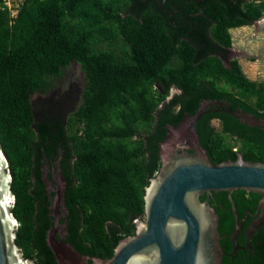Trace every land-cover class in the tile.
Wrapping results in <instances>:
<instances>
[{
	"label": "trees",
	"instance_id": "1",
	"mask_svg": "<svg viewBox=\"0 0 264 264\" xmlns=\"http://www.w3.org/2000/svg\"><path fill=\"white\" fill-rule=\"evenodd\" d=\"M162 1L21 0L12 15L0 0V142L15 195V242L35 264H57L46 241L49 149L61 155L75 249L109 258L144 216V188L160 167L158 147L170 125L204 100L229 101L264 118V81L249 80L236 58L224 64L230 28L261 19L264 0ZM73 61L84 73L76 105L66 107L60 94L36 102L32 96L53 90ZM207 125L212 160L228 151L264 162L260 136L232 135L219 117ZM231 195L239 220L260 197L241 189ZM209 203L219 217L223 264H264V223L251 249L231 253L227 192H213ZM250 215L239 244L248 240L242 230Z\"/></svg>",
	"mask_w": 264,
	"mask_h": 264
},
{
	"label": "water",
	"instance_id": "2",
	"mask_svg": "<svg viewBox=\"0 0 264 264\" xmlns=\"http://www.w3.org/2000/svg\"><path fill=\"white\" fill-rule=\"evenodd\" d=\"M212 117L223 119L232 135L256 134L264 140V118L229 101L204 100L193 113L170 125L158 147L160 167L144 188V218L135 221L133 234L119 239L109 258L75 249L68 234L61 155L58 149H49L43 178L50 214L46 241L57 264H223L219 217L209 203L218 191H226L231 203L234 247L241 223L231 193L241 189L260 194L258 217L247 230L251 239L256 223L264 217V162L252 154L235 156L228 151L212 160L207 150L211 132L207 120ZM11 179L9 159L0 142V264H35L15 242L18 221L13 214Z\"/></svg>",
	"mask_w": 264,
	"mask_h": 264
},
{
	"label": "rangeland",
	"instance_id": "3",
	"mask_svg": "<svg viewBox=\"0 0 264 264\" xmlns=\"http://www.w3.org/2000/svg\"><path fill=\"white\" fill-rule=\"evenodd\" d=\"M21 0H5L11 8L12 15L16 14V8ZM245 30L238 31L231 29V47L226 49L228 59H224L227 66L230 58H236L242 72L249 80L264 81V15L257 23L247 25ZM84 81V73L79 64L73 61L64 72L60 79L55 81V88L43 95L35 93L32 97L36 102L58 94L65 97L66 107L76 105L80 98V91ZM177 92L172 89L171 94ZM171 96V95H170ZM212 125L220 128L216 120H212ZM144 218V216H143Z\"/></svg>",
	"mask_w": 264,
	"mask_h": 264
},
{
	"label": "flooded vegetation",
	"instance_id": "4",
	"mask_svg": "<svg viewBox=\"0 0 264 264\" xmlns=\"http://www.w3.org/2000/svg\"><path fill=\"white\" fill-rule=\"evenodd\" d=\"M212 120H216L219 124H220V121H219V119L218 118H214V119H212ZM220 129V128H219ZM238 146V143H236V145L234 146V147H237ZM43 170H44V173H46L47 174V172H46V165L43 167ZM44 178V177H43ZM232 194V193H231ZM230 202V201H229ZM257 203H258V200H257ZM231 204V203H230ZM231 210V209H230ZM251 214V215H250ZM248 215H250L251 217V219L249 220V222H248V224H247V226L245 227V228H243V230H242V234H243V237L244 238H247L248 240L247 241H244V243H242V244H239L238 242H237V246H235L234 247V244H233V242H232V249H231V253H236V251L237 250H242V249H244V250H249V249H251V240H252V236H251V239L248 237V233H247V230H248V226H249V224L254 220V219H256L258 216V211H257V204H256V208H255V210H254V212H251L250 210H247L246 211V214L239 220L240 221V223H241V228H240V230H239V232H238V234H237V239H238V236H239V234H240V231H241V229H242V222H244V221H246V220H248ZM263 223H264V217L258 222V223H256V226H255V230H254V232L252 233V235L257 231V229L259 228V226H262L263 225ZM234 230V229H233ZM233 230H232V232H233ZM231 232V233H232ZM231 235V234H230ZM224 252V251H223Z\"/></svg>",
	"mask_w": 264,
	"mask_h": 264
},
{
	"label": "crops",
	"instance_id": "5",
	"mask_svg": "<svg viewBox=\"0 0 264 264\" xmlns=\"http://www.w3.org/2000/svg\"><path fill=\"white\" fill-rule=\"evenodd\" d=\"M258 22V21H257ZM256 22V23H257ZM248 26L247 25H244V26H239V27H233V28H230V30L229 31H231V29H236V33H238V31H241V30H245V28H247ZM241 70H242V68H241ZM253 81H255V80H253Z\"/></svg>",
	"mask_w": 264,
	"mask_h": 264
},
{
	"label": "bare ground",
	"instance_id": "6",
	"mask_svg": "<svg viewBox=\"0 0 264 264\" xmlns=\"http://www.w3.org/2000/svg\"><path fill=\"white\" fill-rule=\"evenodd\" d=\"M46 174V173H45ZM46 177H47V174H46Z\"/></svg>",
	"mask_w": 264,
	"mask_h": 264
}]
</instances>
